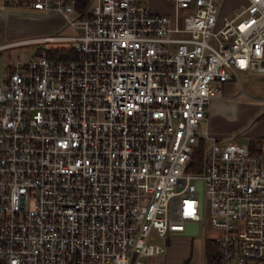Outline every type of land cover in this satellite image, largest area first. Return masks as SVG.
<instances>
[{
	"label": "built area",
	"instance_id": "obj_1",
	"mask_svg": "<svg viewBox=\"0 0 264 264\" xmlns=\"http://www.w3.org/2000/svg\"><path fill=\"white\" fill-rule=\"evenodd\" d=\"M169 1L2 0L76 32L0 68V264H164L200 222L217 264H264V140L203 129L226 82L264 73V0Z\"/></svg>",
	"mask_w": 264,
	"mask_h": 264
},
{
	"label": "crops",
	"instance_id": "obj_2",
	"mask_svg": "<svg viewBox=\"0 0 264 264\" xmlns=\"http://www.w3.org/2000/svg\"><path fill=\"white\" fill-rule=\"evenodd\" d=\"M140 4L150 8L154 13L168 14L174 11L172 2L169 0H137ZM247 0H222V15H227L243 5ZM2 7H8L2 2ZM20 8V7H19ZM55 12V11H47ZM58 17L63 22L62 15L58 12ZM57 24V23H56ZM247 73L240 72L239 79L234 78L226 82L220 94L213 98L208 107L206 121L203 129L210 138H216L220 141H236L242 144H248L252 147L258 145L264 140V96L259 97L249 93L253 90L251 83L243 85L240 77ZM249 89V91H247ZM243 97V98H240ZM239 98V99H238ZM238 99V100H237ZM236 100L230 104V101ZM232 105V106H231ZM183 235V234H182ZM179 235L177 237H180ZM207 239V238H206ZM197 240L195 247V264H206L205 241ZM195 240L190 241L176 238L175 246H168L164 257V264H185V252L182 256L177 253V244L180 242H192L195 246ZM193 253L189 254L191 258ZM190 256H188L190 258Z\"/></svg>",
	"mask_w": 264,
	"mask_h": 264
},
{
	"label": "rangeland",
	"instance_id": "obj_3",
	"mask_svg": "<svg viewBox=\"0 0 264 264\" xmlns=\"http://www.w3.org/2000/svg\"><path fill=\"white\" fill-rule=\"evenodd\" d=\"M2 0H0V68L4 64L14 63L19 58L22 61L29 60L32 58L35 50L42 47L50 46H65V42L55 41V42H40L32 41L26 43H16L23 40L40 38L47 35L59 34V35H69L75 34L76 29L72 26L66 25L65 22L61 21L57 13L47 12L39 9H27L16 6L2 7ZM57 23V24H56ZM56 48V47H54ZM38 54V52H35ZM240 80L243 85L245 83H251L253 85V90L249 93L257 95L259 97L264 96V73L257 71H252L247 73L246 76H241ZM243 98V97H240ZM239 99V98H238ZM237 99V100H238ZM236 100L230 101V104L235 103ZM232 106V105H231ZM201 229L198 235L187 236L182 235L180 237H172L169 243L175 246L174 239L182 238L185 240H195V246L192 242H180L177 244V253L182 256L185 252V264H195V247L196 241L200 240L203 243L204 239L217 236L221 232L208 224L200 222ZM171 244V246H172ZM193 253L192 258L189 254ZM190 256V258L188 257ZM203 264V261L201 262ZM256 264V263H253Z\"/></svg>",
	"mask_w": 264,
	"mask_h": 264
},
{
	"label": "trees",
	"instance_id": "obj_4",
	"mask_svg": "<svg viewBox=\"0 0 264 264\" xmlns=\"http://www.w3.org/2000/svg\"><path fill=\"white\" fill-rule=\"evenodd\" d=\"M86 2V0H84ZM48 54L52 58H67L70 57L71 54L69 51L63 48H49ZM205 256L207 264H217L219 252L217 243L210 238L205 241Z\"/></svg>",
	"mask_w": 264,
	"mask_h": 264
},
{
	"label": "water",
	"instance_id": "obj_5",
	"mask_svg": "<svg viewBox=\"0 0 264 264\" xmlns=\"http://www.w3.org/2000/svg\"><path fill=\"white\" fill-rule=\"evenodd\" d=\"M183 235L195 236L199 234L198 223H192L187 226V228L182 232Z\"/></svg>",
	"mask_w": 264,
	"mask_h": 264
}]
</instances>
